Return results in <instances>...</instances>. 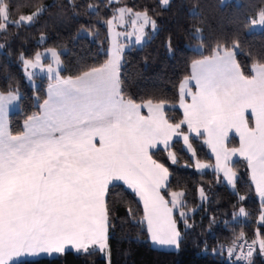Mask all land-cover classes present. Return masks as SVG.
<instances>
[{
	"label": "snow or ice",
	"instance_id": "1",
	"mask_svg": "<svg viewBox=\"0 0 264 264\" xmlns=\"http://www.w3.org/2000/svg\"><path fill=\"white\" fill-rule=\"evenodd\" d=\"M169 2L161 0L165 6ZM126 15L139 21L141 36L146 27L156 28L147 11L120 8L113 19L123 22ZM9 17L7 3L0 0V30L34 20L32 14L20 16L18 21ZM107 23L111 25L112 20ZM259 23L264 25V10L259 13ZM46 55L57 65L46 68L53 82L41 111L27 118L23 132L13 134L7 121L8 105L18 96L0 93V264H10L22 253H63L66 246L85 254L93 248L105 250L110 228L106 197L114 181H123L143 202L151 242L179 249L182 233L173 217L177 194H171L173 207H169L161 195L169 170L153 159L151 150L158 145L167 148L173 137L181 136L191 149L182 125L190 134L206 136L216 156V168L229 184L234 185L237 176L230 166L231 157L247 160L251 179L264 197V63L256 64L255 74L246 76L234 51L218 45L212 55L193 62L191 79L197 91L181 88L191 102L182 101L184 119L171 123L165 117L164 101L137 102L123 93L118 42H113L105 63L76 77H61L59 55L55 51ZM24 63L33 69L42 67L40 54ZM142 109L147 110L146 115ZM233 131L240 138V147L230 149L227 139ZM168 155L176 163L175 154ZM195 167L208 165L197 161ZM199 191L203 197V188ZM260 220L264 222V210ZM257 244L264 251V238L254 239L247 256ZM227 251L232 257L236 249ZM235 259L248 264L245 257Z\"/></svg>",
	"mask_w": 264,
	"mask_h": 264
},
{
	"label": "trees",
	"instance_id": "2",
	"mask_svg": "<svg viewBox=\"0 0 264 264\" xmlns=\"http://www.w3.org/2000/svg\"><path fill=\"white\" fill-rule=\"evenodd\" d=\"M10 21L32 14L31 23L0 30V93L19 95L18 109L8 116L13 134L23 132L29 116L41 111L46 88L51 81L36 76L35 88L26 79L23 58H33L43 49L58 50L63 67L60 76L76 77L109 59L107 21L119 7L147 13L156 21L157 30L140 47L123 53L120 67L122 91L137 102L164 101L165 117L179 123L184 115L179 107L180 85L191 74L194 61L212 55L214 49L227 46L235 53L241 72L251 77L253 67L264 63V28L250 32L251 21L264 10V0H5ZM36 13H40L38 16ZM44 36V39L41 38ZM235 45V47H233ZM250 121L251 118L249 117ZM183 133H188L185 125ZM198 160L214 162L203 136L189 137ZM227 146L237 148L231 137ZM176 163L168 151L159 149L153 158L169 170L167 187L162 194L182 192L181 218L175 212L182 233L179 249H160L151 244L138 197L123 184H111L107 193L110 207L108 249L110 264H231L226 247L237 238H264L260 220L263 204L257 197L247 161L231 163L236 172L234 189H230L215 170L198 171L195 160L180 138L173 145ZM203 188L205 198L201 199ZM244 209V213L240 209ZM254 240V239H253ZM13 264H108L102 251L90 249L66 251L49 257L23 260ZM251 264H264V251L256 246Z\"/></svg>",
	"mask_w": 264,
	"mask_h": 264
},
{
	"label": "rangeland",
	"instance_id": "3",
	"mask_svg": "<svg viewBox=\"0 0 264 264\" xmlns=\"http://www.w3.org/2000/svg\"><path fill=\"white\" fill-rule=\"evenodd\" d=\"M118 1L119 0H113V2H115V3L118 2ZM228 1H230V0H222L223 3L228 2ZM168 5L165 6V5L162 4V6L165 7V8L168 7ZM114 17H118V13ZM110 20H112V24L110 25V24L107 23L109 43H110L109 54L111 53V50H112V46H113V42L114 41L115 42H118L119 45H120V47H121V57L122 58H123V53L126 50H129L133 46L132 44H134L133 43L134 40H135V44H137L138 47H140V46L143 45V39L145 37L144 36H141L140 33H139V31H138V29H139V21L136 20V17H133L132 19H128L125 16V19H124L123 22L119 21L118 19H113V18H111ZM255 20L257 22H256V24H253V23L251 24L250 29H249L250 32H252V31H259L262 28H264V25H261L259 23V14H258V16H257V18ZM155 23H156V21H155ZM113 25H115V27H113ZM156 28H157V24H156ZM156 28L154 30L152 29L153 34H155V32H156V30H157ZM117 33H119L118 36H117ZM138 38H139V42H138ZM43 39H44V36L41 38V40H43ZM127 45H130V47H126ZM4 49H5L4 44H1L0 43V52L3 51ZM50 51H55L59 55L60 65L58 66V71L60 72V70L63 67V64H62L61 55H60V53H59L58 50H55V49H43L42 51L36 53V54H40V56H41V65H42V67L36 68V69H33L31 67H28L24 63V60H34L35 55H34L33 58H23L22 57L21 65L23 67V71H24L25 77H26L27 81L33 87H35V88L39 85V81L36 79V76H41L42 78H49V74L46 71V68H47V65L48 64H52L53 67H57V65L54 62V59L50 55H46L47 53H50ZM122 58H121L120 64H122V60H123ZM29 73L32 74L31 77L29 76ZM17 96H18V99H17L18 101H16V104H17L16 106H17V109H18L19 95L17 94ZM184 147L192 155V157L194 158L195 162L198 161L201 164H207L204 161L198 160L196 158V156L193 155V152H194L193 151V148L188 149L187 148V145H185V144H184ZM173 164H175V163H173ZM197 170L202 172V171H204L206 169L202 168V169H197ZM175 193L177 194V204H176L175 207H173V209L175 211H178L180 213V212H183L182 209H181V205H182V195H180L182 192L179 191V192H175ZM205 197L206 196L204 194V196L201 197V199L202 198H205ZM183 213L185 215L183 217H181L182 219H184L186 217V215H187L185 212H183ZM173 217L175 219V214H174ZM253 239L259 240L258 238H253ZM152 244H154V243H152ZM157 246H156V248H160V249H164V248L177 249L175 247H162V246L157 247ZM256 246L259 247L258 244ZM154 247H155V245H154ZM166 250H171V249H166ZM102 253H103V257L107 260V263L110 264V252H109V249L107 248V250L106 249L103 250Z\"/></svg>",
	"mask_w": 264,
	"mask_h": 264
},
{
	"label": "crops",
	"instance_id": "4",
	"mask_svg": "<svg viewBox=\"0 0 264 264\" xmlns=\"http://www.w3.org/2000/svg\"><path fill=\"white\" fill-rule=\"evenodd\" d=\"M110 1H112L113 2V0H110ZM120 8H126V7H119L118 9H117V13H118V10L120 9ZM126 9H129V8H126ZM133 11V10H132ZM134 13L135 12H137V11H133ZM116 13V14H117ZM126 17L128 18V19H132L133 17H135L134 15H126ZM157 29V28H156ZM151 34H153V31H152V28L149 26V27H146L145 28V32H144V39H143V44L149 39V36L151 35ZM134 44H132L133 46H137V44H135V40H134V42H133ZM126 47H130V45H127ZM138 47V46H137ZM127 51V50H126ZM110 55V54H109ZM110 57V56H109ZM199 60V59H198ZM121 65L122 64H120V67H121ZM192 66H193V64H192ZM191 66V74H190V76L188 77V78H186L185 80H183V82L181 83V85H180V101H179V107H180V109H181V111H182V113H183V107H182V101H184V102H188V103H190L191 102V96L190 95H187V94H183L182 95V93H181V88H185V89H191V91L192 92H196L197 91V89H196V85H195V81L194 80H192L191 79V77H192V74H193V67ZM253 69H254V67H253ZM59 74H60V72H59ZM255 73H254V70H253V75H254ZM39 77H41V76H39ZM49 79V78H48ZM53 81L51 80L49 83H48V85H47V88H46V98H45V100L48 98V87H49V84L50 83H52ZM16 94V93H15ZM17 95V94H16ZM16 101H18V100H16ZM16 101H13L11 104H9L8 105V111H7V121H8V116H9V114L10 113H12V112H14L15 110H17V104H16ZM142 113L143 114H147V110L146 109H142ZM164 113H165V107H164ZM250 118H251V116H249ZM186 126V125H185ZM187 127V126H186ZM23 130H24V127H23ZM184 134H188L189 135V137L190 136H194V137H199V136H196L194 133H184ZM231 137H236L237 139H238V142H239V146L237 147V148H239L240 147V138H239V136H238V134H236L234 131L233 132H230L229 133V136H228V139H227V144H228V142H229V140H230V138ZM177 138H180L181 140H182V142H183V138H182V136L181 137H173V139H172V141H170L169 142V147H165L164 145H158L157 146V148L156 149H153V150H151L152 151V153L153 152H155V151H157V150H159V149H164V150H167L168 151V153L169 152H172L173 153V151L171 150L172 149V145H173V143H174V141L177 139ZM203 138H204V142L206 143V136H203ZM189 143H190V141H189ZM183 144H184V142H183ZM206 145L208 146V149H209V151H210V153H211V155L213 156V160H214V162L212 163V164H210V163H207V162H205V163H207L206 165H208V167H206V168H204V169H206V170H215L217 173H219L220 175H221V177L224 179V181L226 182V184H227V186L230 188V189H234V185H232V184H229L228 183V181L225 179V177L223 176V173L222 172H220L217 168H216V156H215V153L212 151V149H211V146L209 145V144H207L206 143ZM231 149V148H230ZM154 159V158H153ZM237 159H244L243 157H240L239 155H236V156H233V157H231V159H230V166H231V163H233L235 160H237ZM245 160V159H244ZM247 161V160H246ZM160 163V162H159ZM247 164H248V162H247ZM166 167V166H165ZM248 168H249V166H248ZM206 170H204V171H206ZM204 171H202V172H204ZM249 173H250V177H251V169L249 168ZM168 180H169V178H168ZM168 180H167V182H166V184L168 183ZM252 180V179H251ZM252 183H253V185H254V188H255V191H256V194H257V197H258V199L260 200V202L263 204V208H264V197H261L260 196V194H259V192L257 191V188H256V185H255V182L252 180ZM112 184H123L125 187H127L128 188V186L126 185V184H124V182L123 181H114ZM111 185V184H110ZM109 185V186H110ZM129 189V188H128ZM132 191V190H131ZM162 191H163V189L161 190V195H163L162 194ZM133 192V191H132ZM136 195V194H135ZM137 196V195H136ZM138 197V196H137ZM165 198V197H164ZM138 199H139V197H138ZM140 200V199H139ZM165 200H167L166 198H165ZM172 195H171V197H170V199H168L167 201L169 202V207H173V205H172ZM141 201V200H140ZM141 203H142V206H143V202L141 201ZM175 210L173 209V216H174V214H175ZM144 221H145V224H146V220H145V216H144ZM146 228H147V224H146ZM149 234V233H148ZM149 239H150V235H149ZM151 244H152V242H151ZM153 246L155 245V244H152ZM157 245H155V247H156ZM157 247H159V246H157ZM108 248V247H107ZM107 248H106V250H107ZM164 249H172V248H164ZM71 250H73V251H77L74 247H72V246H66V248H65V251L64 252H66V251H71ZM58 254H61V253H45V252H36V253H22L21 255H19V256H16V257H13L12 258V260L10 261V264H13V263H16V262H19V261H23V260H32V259H37V258H41V257H49V256H55V255H58Z\"/></svg>",
	"mask_w": 264,
	"mask_h": 264
},
{
	"label": "built area",
	"instance_id": "5",
	"mask_svg": "<svg viewBox=\"0 0 264 264\" xmlns=\"http://www.w3.org/2000/svg\"><path fill=\"white\" fill-rule=\"evenodd\" d=\"M253 239L248 238V237H243V239H241V237L237 238L234 245L232 247H226V251L229 248H233L235 247L236 251L233 253L232 257L229 256L228 251H227V258L229 260V262L231 264H245L244 259H242L241 261H237L235 259L236 256H242L245 257L248 264L252 263V260L254 258L255 252H256V245L253 246V251H252V255L249 257L247 256L248 250H249V245L252 244Z\"/></svg>",
	"mask_w": 264,
	"mask_h": 264
}]
</instances>
